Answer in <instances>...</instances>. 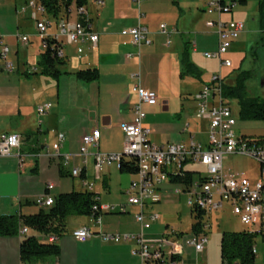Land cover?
Masks as SVG:
<instances>
[{
    "label": "built area",
    "instance_id": "2783aa9c",
    "mask_svg": "<svg viewBox=\"0 0 264 264\" xmlns=\"http://www.w3.org/2000/svg\"><path fill=\"white\" fill-rule=\"evenodd\" d=\"M98 5L101 0H95ZM149 0H131L137 6ZM237 5V2H225L223 0H209L204 12L214 19L205 22L207 28L213 29L217 38V48L214 52L204 53L208 60L218 62L219 73L203 85L193 99L196 102L195 116L197 119L207 122L206 144L197 142L193 136L188 143H169L155 145L149 140L151 131L144 126L145 113L143 106H154L157 96L154 92L140 87L139 76L132 75L136 80L132 92L137 96V103L132 109V119L128 123L120 125L124 137L122 151L120 153H95L94 166L98 173L103 167L116 165L129 160L136 161L137 171L134 180L125 192L124 203L115 205H95L89 217L93 227H82L72 232V236L79 242H86L93 235V228L102 225L103 215H125L128 208L134 209L133 220L137 227L135 232L104 234L98 232V236L106 242L133 243L131 251L138 258V264H187L184 256L191 249L194 256L203 253L208 243L207 233L212 225L207 221L211 215L222 211L226 205L237 216L241 225L246 227L248 234L260 236L264 240V142L259 139L250 140L242 135H237L235 127L237 117L234 116L229 106V101L223 96L225 78L220 71L230 68L231 62L224 56L230 50L232 44L243 32V23L236 20H222V16L229 14ZM18 14L28 13L29 19L35 27L34 37L38 39L40 52L50 51L56 60L66 58L65 48L72 46L75 49L76 59L82 60L85 54V45L95 48L98 35L93 32L91 19L85 6L78 7L72 3L64 10V16L53 18L46 12L40 0H28L24 6L16 11ZM143 15L139 13L141 19ZM54 28V32H50ZM159 33L166 36V46L170 45L169 36L174 30H169L164 24L159 26ZM127 34L135 47L149 45L147 29L138 24L128 29ZM17 41L24 47L30 42L28 35H16ZM15 62L11 57V49L0 35V73L11 74L16 70ZM28 72H37L30 69ZM52 109L50 103H45L36 108L38 116H43ZM188 125H186V128ZM100 138L98 128L83 135L80 139V147L77 154L60 155L66 136L57 133L51 151H46L47 158H59L63 166H67L76 155L86 159L89 147H97ZM20 137L16 134L0 135V159L13 156V152L19 149ZM227 155H239L254 160L257 164L256 180L248 177L243 172H235L223 169L222 161ZM19 164L22 159L16 155ZM128 158L129 160H127ZM199 168V169H198ZM82 170L73 168L70 176L80 178ZM87 191L93 190V183L82 181ZM164 184L173 186L175 196H186V204L190 211L200 213L202 219H193V223H199L200 231L189 233L169 231L163 234L149 235L148 232L155 225L160 216L153 206L161 200V187ZM51 183L47 189H51ZM36 205L43 208L51 207L54 199L49 195L39 197ZM191 216V215H190ZM28 228L21 226L18 236L27 235ZM48 242L57 240L55 236L47 237ZM252 253L256 255V248ZM196 259V257H194Z\"/></svg>",
    "mask_w": 264,
    "mask_h": 264
},
{
    "label": "crops",
    "instance_id": "0c3cea01",
    "mask_svg": "<svg viewBox=\"0 0 264 264\" xmlns=\"http://www.w3.org/2000/svg\"><path fill=\"white\" fill-rule=\"evenodd\" d=\"M27 1L28 0H24V4L22 6H24ZM101 1L103 2V4L98 5L95 0H86L85 9L88 13L89 18L91 19L93 32L98 35V42L95 48H90L89 45H85V54L82 60L78 61L76 59L78 62L83 61L84 67H79L72 73L74 75L77 70L86 68L96 69L98 72V78L92 82H85L78 79L74 75L77 81L90 83L92 88L94 89L93 97L96 104L93 105L90 110L88 109L86 111V114L81 113L80 111L76 115H72L71 117H68L66 115L65 125H63V122H65L63 120L61 124L63 126H60V124H46V126L42 128L41 125H43L44 123L38 120L39 116L36 113V108L40 106V104L35 103L38 95H32V93L29 92L15 93V88L10 84L9 80L0 81V135L16 134L20 137L19 149H16L13 152V156L0 159V216L14 214L27 216L36 214L41 209H47L36 205L35 201L39 197L49 195L54 199V197L58 194L69 193L72 191L82 192L85 190L82 184L83 180L92 182L94 185L93 192L98 195L99 203L101 205H108L102 203V199H100L99 197L100 192L99 190H96V184H100V186L105 189L106 187L104 186V182H106L107 188H109L108 178L110 177V172L107 171L105 173H102L104 168H108L103 167L102 170L97 173L94 166L95 163L93 155L95 153L112 154L117 153V151L119 150L120 152L122 151L124 137L121 132L120 125L131 121L132 109L133 106L137 103V96L135 93H133L135 95V99L132 100H130V97L126 96L125 98L124 96L123 90L127 88L129 83L128 79L122 76V73H124L122 69H126V66H128L131 61L139 58L140 49L143 46L139 48L133 46L131 43V38L127 34V31L128 29L133 28L138 24L144 26L148 31V38L149 35H151V39L149 38L150 44L144 45L146 47L151 46L160 38L155 35V32L148 30V28L142 24L141 21L145 16L140 11L141 5L137 6L133 4L131 0H108L107 3L106 0ZM208 1L209 0H201L202 4L197 7V11H199L201 16H204L206 14L204 12V9ZM223 1H235L237 2V4L242 6H246L248 3V0ZM174 4L175 6H177V8H179L176 2H174ZM135 8L137 9V14ZM162 8V0L156 1L154 6L152 7V12L160 11ZM233 9L229 14L223 15L221 17L222 20H234V16L243 15L242 12L235 15L233 13ZM139 13L143 15L141 19L139 18ZM63 16L64 10H61L60 14L57 17H52L55 19L61 18ZM210 17V19L215 18L213 15ZM22 20L24 22L30 21V23L33 24L28 16H23ZM116 25L118 26L117 30L108 31V29H106L110 26ZM119 25L121 26V28L119 27ZM50 32H54V28L51 29ZM213 34H215L214 30ZM248 34V31L245 32L243 30L239 38L232 44L230 49H240L241 45L243 44L241 38H243L244 40L248 36ZM159 36L164 37L165 41L163 44L165 45L167 37L162 34H159ZM16 43L17 45L19 44L22 47V50H26L28 49V47H32L31 41L29 42L27 47L22 46L18 41ZM185 43L186 42L181 45V49L178 51L175 57H172L173 55L171 54H165L164 56L166 59H163L165 60V63H168L169 66H173V68L175 69L179 70V67L181 69L182 65L180 60L182 53L184 52ZM9 47L11 49L12 57V55L14 56L17 53V51L13 50L12 46ZM166 47L168 48L169 46L165 45V48ZM189 47H191L190 44ZM97 49H99V52L94 56L93 53ZM36 52H39L40 55L41 52L39 45L38 48H36ZM193 53H196V50L194 48ZM65 54L66 58L63 60L64 64L68 65L70 63H73L71 61L72 56L76 58L74 47H66ZM189 60L200 73V78L197 79L200 84L198 85L199 87L195 92L196 94L208 81V78L207 80L202 79L204 73H207V71L205 70L207 68H205L204 64L202 66L200 62H197L194 59H190V48ZM25 72L28 71L22 70V75L25 76ZM26 77L29 78V76ZM185 78H183L182 81ZM232 80H234V78H232ZM131 81L134 83L136 80L131 79ZM227 81L228 79L225 78V83L229 84L227 83ZM139 85L144 90L154 92L153 90L146 87V85L142 86L140 83ZM193 96L191 98V101L194 103L193 112L194 117L196 118V102L194 101ZM156 105L157 103L154 106ZM142 108L145 113L144 126L150 129L151 134L149 135V140L155 145L162 146L169 144L171 143V140L174 139L175 135L185 134L189 130V124H185L177 126V129L172 128L171 131L173 132H166L171 127L168 126L165 129L164 125H158L156 123V120L146 122L147 116L150 113L152 114L151 117L153 118L159 117L160 113L158 109L153 106H143ZM162 110L167 111L166 106L163 107ZM58 114H61V117H64V115L60 111H58ZM181 114L182 112L178 114L179 118H181ZM48 116L49 115H47V118ZM202 121L204 122L203 129L205 134L207 130V122L205 120ZM186 125H188L187 128ZM95 128H98L100 131L98 145L97 147L88 148V156L86 157V159L79 155H76V157L71 160L67 166H63L61 159L47 158L45 156L47 150L52 152L51 145L54 143L57 133H63L66 136V140L60 151V155L77 154L80 147L81 137L91 132ZM117 133L120 144L118 147H114L112 146L111 141L112 137H115ZM180 142L186 143L184 141ZM16 155H18L22 159V164H19ZM59 166L63 168L62 175H60L59 173ZM73 168H79L82 170V175L80 178H73L70 176V172ZM129 175L131 176V179L129 181L127 189L129 188L130 183L135 178L134 174ZM50 183L52 185V188L47 189V185ZM169 187H172V189H169ZM160 192V202H162V200L165 202H173L175 198L179 197H176L173 194V186L170 184H164L161 187ZM124 202L125 200L118 202V204ZM86 218L89 219V217ZM85 225L86 224L81 223L80 225H78V227L71 229L66 227L64 234L61 237L57 238V240H55V242L53 243L48 242L47 238L43 239V236L38 234L37 232H33L28 229V233L26 236H33L39 242H46L47 244L56 247L57 253L55 255L47 257L44 260L35 259L22 261L20 256V244L23 238L19 237L18 235L10 237L0 236V264L139 263L138 258L131 254V251L134 248L133 243L106 242L98 236L99 230L104 234L135 232L137 230V227L133 219L132 225L129 228H122L121 222H113L109 218H107L102 221V225L99 229L98 227L93 228L92 231L94 235L89 240L82 243L73 238L72 232L76 229L87 227ZM167 228L168 225L162 222L160 218L159 221L155 225H153L148 234H163L167 230ZM197 255L194 256L193 251L191 249H188L186 255L184 256V260L187 264H197L196 262H194V257H197Z\"/></svg>",
    "mask_w": 264,
    "mask_h": 264
},
{
    "label": "rangeland",
    "instance_id": "374dc122",
    "mask_svg": "<svg viewBox=\"0 0 264 264\" xmlns=\"http://www.w3.org/2000/svg\"><path fill=\"white\" fill-rule=\"evenodd\" d=\"M156 1L160 0H152L141 4L140 11L145 16L141 22L148 30L155 32V35L160 39L151 46L141 47L139 58L131 61L126 69H122L124 72L122 76L127 78L129 83L127 88L123 90L124 96L125 98L126 96L130 97V100L135 99L131 89L134 83L137 82L133 83L131 76H139V83L153 90L158 99L157 105L153 107L158 109L159 117L153 118L150 113L146 122L156 120V123L161 126L163 124L165 129L168 126L171 127L166 132H173L171 131L172 128L177 129L179 125L189 124V130L185 134L175 135L171 143L180 141L188 143L190 136H193L195 141L206 144V135L203 129L204 122L194 117V103L191 101L200 82L190 75L183 74V67L181 69L179 67V70L175 69L165 63L163 59H166L165 54H171L172 57H175L181 49V45L188 42L191 46L190 59L200 62L202 66L204 64L207 68L205 69L207 73H204L202 79L207 80L208 78L209 81L213 75L218 74V62L203 57L204 53L214 52L217 46L213 30L207 28L204 24L211 17L207 14L201 16L197 11V7L202 4L201 0H162L163 8L160 11L152 12V7ZM174 2L178 4L179 8L175 6ZM247 2L246 6L237 4L233 9V13L235 15L243 13L242 16H234V20L242 22L243 30L248 31L249 34L244 40L241 38L243 44L240 49H230L224 56L232 63V67L222 69L220 74L223 78L228 79L227 83L231 84L233 83L232 78L238 72L250 71L251 76L246 81L245 94L248 97H259L264 100V24L257 13V0H248ZM23 4L24 0H0V34L4 36L5 42L17 51L14 56L12 55V59L16 64V70L18 66V70L11 74H0V81L9 80L15 88V93L29 92L32 95H38L35 101L36 104L41 105L49 102L53 105L49 112L38 117V120L44 123L41 125L42 128L46 124H60V126H63L66 123V115L71 117L80 111L86 114V111L96 104L93 97L94 89L90 83L77 81L72 74L77 68L84 67V62H78L73 56L71 58L73 63L59 66L60 74L57 80L39 74L31 75L29 78L22 75V70L30 71V69L35 68L39 72L37 62L40 59L39 52H36L39 42L34 37V24L22 20V17L28 16V13L18 14L16 12ZM135 11L137 14L136 8ZM161 24H164L170 30L174 29V33L169 38L171 43L168 48H165L163 44L164 37L159 36V26ZM119 27L121 28L120 25ZM106 29L113 31L117 30L118 26H110ZM16 35L30 36L32 47L22 50V47L16 43ZM149 38L151 39V35H149ZM193 48L196 53H193ZM98 52L99 49L94 51L93 55L95 56ZM183 78L185 79L182 81ZM164 105L167 111L162 110L165 107ZM229 106L236 117L239 110L237 101H230ZM58 111L64 117H61ZM181 112V118H179L178 114ZM47 115H49L48 118ZM63 120L65 122L61 125ZM235 132L237 135L245 136L250 140H257L264 138V124L261 121H241L238 119ZM111 144L114 147L119 146L118 133L115 137H112ZM222 165L225 171L243 172L248 177L257 179V164L250 158L227 155L224 157ZM107 171L110 172L108 178L109 188L104 189L100 184H96V190H99V197L102 199L103 204H118V202L126 200L124 193L127 190L131 176L119 172L116 165L104 168L102 173ZM169 189H172V187H169ZM153 209L160 215L162 222L168 225L169 231L176 233L180 231L189 233L192 231L194 221L190 216V209L186 204L185 195L175 198L173 202L162 200L159 204L154 205ZM128 210L130 213L125 215H103L102 221L109 218L113 222H121L122 228H129L132 225L134 209L128 208ZM207 221L212 225L207 233L208 243L204 252L198 254L194 262L197 264H221V234L223 232H241L246 230V227L240 224L237 216L231 212L228 205L222 211L207 218ZM81 223L86 224L87 227H93L92 222L86 217L71 216L66 219V227L70 229L78 227ZM253 245L256 248L254 264H264V240L260 236H255Z\"/></svg>",
    "mask_w": 264,
    "mask_h": 264
},
{
    "label": "trees",
    "instance_id": "16d2710c",
    "mask_svg": "<svg viewBox=\"0 0 264 264\" xmlns=\"http://www.w3.org/2000/svg\"><path fill=\"white\" fill-rule=\"evenodd\" d=\"M46 12L57 17L61 10H65L72 3L76 6H85L86 0H40ZM257 11L261 22L264 24V0H258ZM189 43H185L184 52L181 56V65L184 73L193 78L199 79L200 73L189 60ZM64 64L63 60H56L50 51L40 53L37 62L39 72H25V76L42 75L58 79L60 74L59 66ZM74 75L85 82H92L98 78L96 69H80ZM251 76L250 71H241L234 77L232 84L223 85V96L228 100H236L238 104L237 119L241 121H261L264 124V100L259 97H248L246 93V81ZM264 142V138L259 139ZM60 175L63 168L58 167ZM137 171L136 161L129 160L121 163L119 172L135 174ZM107 188V183L104 182ZM100 205L96 193L84 190L82 192H69L58 194L54 197V204L47 209H41L33 215H4L0 216V236H17L21 226H25L33 232L46 239L49 236L61 237L66 230V219L71 216L88 217L92 214V208ZM193 219L200 220V213L190 211ZM201 228L199 223H193L192 231L198 232ZM252 234L246 231L223 232L220 239L221 264H254L255 255L252 253L254 247ZM44 241V240H43ZM57 253L56 247L46 242H39L33 236H25L20 244V256L22 261L40 259L44 260Z\"/></svg>",
    "mask_w": 264,
    "mask_h": 264
}]
</instances>
